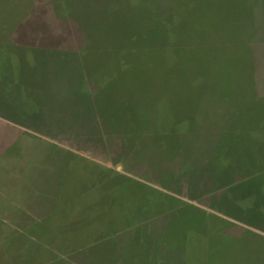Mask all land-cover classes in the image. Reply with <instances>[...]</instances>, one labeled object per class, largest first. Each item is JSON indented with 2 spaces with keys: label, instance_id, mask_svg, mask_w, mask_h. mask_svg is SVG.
I'll return each mask as SVG.
<instances>
[{
  "label": "rangeland",
  "instance_id": "1",
  "mask_svg": "<svg viewBox=\"0 0 264 264\" xmlns=\"http://www.w3.org/2000/svg\"><path fill=\"white\" fill-rule=\"evenodd\" d=\"M0 264H264V0H0Z\"/></svg>",
  "mask_w": 264,
  "mask_h": 264
},
{
  "label": "trees",
  "instance_id": "2",
  "mask_svg": "<svg viewBox=\"0 0 264 264\" xmlns=\"http://www.w3.org/2000/svg\"><path fill=\"white\" fill-rule=\"evenodd\" d=\"M251 195H252V193H251ZM253 198H255V196L254 195H252V198L251 199H253ZM250 198H249V200H251Z\"/></svg>",
  "mask_w": 264,
  "mask_h": 264
}]
</instances>
